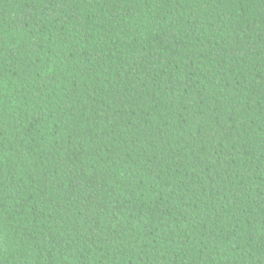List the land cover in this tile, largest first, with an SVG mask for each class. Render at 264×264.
I'll use <instances>...</instances> for the list:
<instances>
[{
    "label": "trees",
    "instance_id": "16d2710c",
    "mask_svg": "<svg viewBox=\"0 0 264 264\" xmlns=\"http://www.w3.org/2000/svg\"><path fill=\"white\" fill-rule=\"evenodd\" d=\"M0 264H264V0H0Z\"/></svg>",
    "mask_w": 264,
    "mask_h": 264
}]
</instances>
